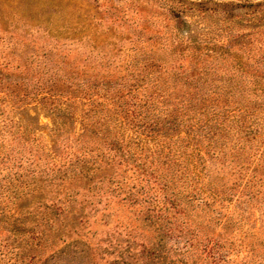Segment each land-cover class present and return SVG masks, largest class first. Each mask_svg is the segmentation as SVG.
<instances>
[{
  "label": "trees",
  "instance_id": "trees-1",
  "mask_svg": "<svg viewBox=\"0 0 264 264\" xmlns=\"http://www.w3.org/2000/svg\"><path fill=\"white\" fill-rule=\"evenodd\" d=\"M102 235L264 264V0H0V264Z\"/></svg>",
  "mask_w": 264,
  "mask_h": 264
},
{
  "label": "rangeland",
  "instance_id": "rangeland-1",
  "mask_svg": "<svg viewBox=\"0 0 264 264\" xmlns=\"http://www.w3.org/2000/svg\"><path fill=\"white\" fill-rule=\"evenodd\" d=\"M72 49L74 50V48L72 47ZM81 52L80 56L82 55V53L84 52H87L85 51V49H80L79 50ZM78 52V51H77ZM78 54L76 52L72 53L70 55V58H78ZM73 60V59H72ZM51 123V120L50 119H46L44 117H42L41 119V124H50ZM87 242V245L88 246H98V247H101V251H98L93 254H91V257L92 258L90 260V263H94V264H115L118 260H121L120 259V253H119V248H117L116 250L111 248V245H110V240L105 237V236H99L97 238H92L90 239V237L88 239ZM128 241L130 240H112L113 243H120L124 246V248L126 249L127 246H128ZM136 244H139V245H142L143 241L142 240H136L135 241ZM143 253H144V250L142 248H137L136 250L133 251L132 254H134L136 257H135V261L131 259V257L129 255H125V260L131 264H143L145 259L143 257ZM143 257V258H142ZM88 258V259H90ZM88 259H85L83 262H86L88 261Z\"/></svg>",
  "mask_w": 264,
  "mask_h": 264
}]
</instances>
